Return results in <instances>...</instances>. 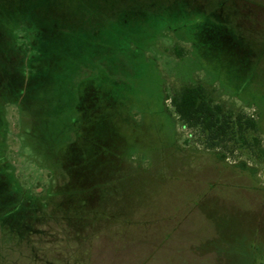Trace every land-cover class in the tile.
<instances>
[{
	"label": "rangeland",
	"instance_id": "1",
	"mask_svg": "<svg viewBox=\"0 0 264 264\" xmlns=\"http://www.w3.org/2000/svg\"><path fill=\"white\" fill-rule=\"evenodd\" d=\"M24 1L0 0V264H264V0ZM198 84L260 148L202 147L166 101Z\"/></svg>",
	"mask_w": 264,
	"mask_h": 264
},
{
	"label": "trees",
	"instance_id": "2",
	"mask_svg": "<svg viewBox=\"0 0 264 264\" xmlns=\"http://www.w3.org/2000/svg\"><path fill=\"white\" fill-rule=\"evenodd\" d=\"M15 9L20 13V17L16 15L13 19L17 25L16 30L20 23L29 25L28 30L26 28L24 32L26 38L31 39L32 44L35 43L40 33L45 36V33L37 30L38 24L45 30L49 22L42 19L43 16H40V13L29 7L25 1L18 4L16 8L13 7V10ZM48 31V34L52 32L49 28ZM12 47L21 51L15 44ZM168 100L174 115L182 126L189 130H197L202 147L209 151H217L219 158H225L223 152L225 150L232 152L236 149L260 148L261 142L258 137L253 136L251 140L248 139L249 134L257 133V122L252 117L241 113L234 115L232 112H225L221 105L214 102L211 92L204 86L185 85L170 99H166ZM0 117L3 118V114ZM4 133V130L0 133L2 143H4Z\"/></svg>",
	"mask_w": 264,
	"mask_h": 264
}]
</instances>
